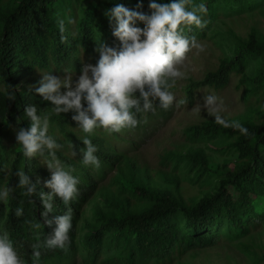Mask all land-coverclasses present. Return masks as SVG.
Masks as SVG:
<instances>
[{"label": "trees", "instance_id": "16d2710c", "mask_svg": "<svg viewBox=\"0 0 264 264\" xmlns=\"http://www.w3.org/2000/svg\"><path fill=\"white\" fill-rule=\"evenodd\" d=\"M149 2L0 0V190L6 186L13 189L6 201H0V230L9 232L24 264H74L77 258H81V264H171L188 252L264 229V34L251 27L245 37H240L231 29L223 32L214 27L224 16L262 10L264 0H191L188 5L191 10L205 4L204 19L209 22L202 30L194 25L182 26L183 34L201 40L209 32H217L222 55L203 79L188 80L183 87L184 99L192 105L195 89L205 86L222 91L237 77V87L244 86L245 99L254 97L255 101H250L244 114L230 120L244 125L247 136L214 119L186 127L184 141L193 146L168 152L160 160L163 165L171 164L173 174L156 169L152 176L129 154L135 149H122L116 144H134L133 136L155 118H166L172 107L164 110L154 102L155 114H138L136 128L118 133L97 128L89 135L72 120L73 111L57 115L51 103L35 93L41 75L77 77L83 65L94 66L98 61L96 45L105 42L110 47L119 46L112 35L114 22L110 24L104 15L106 10L117 4L135 9L140 3L138 10L149 13ZM60 20L65 22L63 33ZM9 94L15 96L14 101L8 100ZM27 105H35L42 118L48 116V135L63 145L55 151L56 157L79 180L78 195L67 205L53 197V209L48 214L51 226L41 216L44 208L40 199L41 192H51L45 187L51 178L45 164L50 159L48 150L30 159L15 139L19 128L30 126L24 112ZM85 137L98 149L95 155L100 160L99 168L83 163L79 149L84 147ZM70 143L77 151L75 157ZM207 150L224 156L222 162H215ZM21 167L36 183L33 197L22 195L23 189L17 187L15 173ZM114 170L119 176L113 174L107 183H101ZM21 206L23 215L17 218L14 213ZM69 209V242L64 249L48 248L46 240L57 227L55 217ZM37 223L40 228L33 227ZM34 244L40 246L39 261L32 256Z\"/></svg>", "mask_w": 264, "mask_h": 264}, {"label": "clouds", "instance_id": "9594fccd", "mask_svg": "<svg viewBox=\"0 0 264 264\" xmlns=\"http://www.w3.org/2000/svg\"><path fill=\"white\" fill-rule=\"evenodd\" d=\"M191 0H170L168 3L150 0L149 13L139 11L142 4L138 3L135 9H129L117 4L105 11L104 15L109 23L114 22L112 35L119 41L118 47H110L105 42L96 45L95 51L99 59L93 66L85 64L79 75L61 78L45 73L35 87V93L52 105V110L59 115L70 110L75 113L71 118L82 131L91 135L95 129L103 128L110 132H120L128 128H136L140 121L137 115L152 112L155 114L154 102L159 107L169 110L174 102L175 95L171 88L177 80L186 78L188 53L193 49L197 54L205 51L206 45L196 38L183 34L182 26H195L198 29L207 27L208 20L206 5L201 3L189 10ZM59 30L65 31V22L60 20ZM69 23H73L69 20ZM142 24L143 27L138 26ZM66 37L61 36L64 41ZM61 89H64L62 92ZM8 100L14 101L13 94ZM179 105H186L187 100L181 99ZM86 104V107H85ZM206 109L215 122L225 128H233L240 134L247 136L248 129L239 121H226L221 112L225 110L222 100L215 95L204 97L203 104L197 105L195 111ZM30 126L19 128L16 132V144L27 158L43 156L48 150L50 159L45 161L51 172V178L45 182V187L51 189L49 194L40 193L44 211L41 216L46 224L51 226L52 220L48 214L53 209V197H58L66 205L78 195V178L74 177L72 169L65 168L56 157L55 151L63 148L56 139L48 135L49 120L37 114L35 105H27L24 109ZM83 148L79 149L85 165L100 167V160L95 155L98 151L90 139L82 140ZM71 155L75 157L77 151L70 143ZM15 175L18 177L17 187L23 189L22 195L33 197L36 195L34 183L23 168H18ZM13 189L6 186L0 190V201H6ZM34 203V201H30ZM17 218L23 215V207L15 210ZM72 214L69 209L65 214L55 217L57 225L54 235L46 240L48 248L64 249L69 242L68 233L72 228ZM40 228V223L34 224ZM38 244L32 245L33 259L39 261L41 256ZM0 264H24L17 253L9 232L0 230Z\"/></svg>", "mask_w": 264, "mask_h": 264}, {"label": "rangeland", "instance_id": "374dc122", "mask_svg": "<svg viewBox=\"0 0 264 264\" xmlns=\"http://www.w3.org/2000/svg\"><path fill=\"white\" fill-rule=\"evenodd\" d=\"M92 6L93 2H87ZM216 30L225 32L231 29L236 35L245 37L251 27H256L264 34V8L251 12H242L224 16L217 24ZM216 33V34H215ZM211 31L206 38L197 40L206 45L205 51L197 54L193 49L189 52L186 61V67L182 69L186 72V78L177 80L170 91L175 95V102L172 106V112L166 118H155L149 126L133 136L127 134V137L133 136L134 144L130 145L127 141H116L119 148L135 151L129 153L137 159V162L148 168L150 174L154 176L156 169H162L167 173L173 174L171 164L163 165L160 162L162 156L168 152L179 151L193 145L184 141L183 131L192 124H198L202 121L215 118L208 114L206 109L201 108L197 113V105L203 104L204 97L215 95L222 100L225 110L220 114L226 121L235 120L247 111L248 104L254 102V97L249 101L245 99L244 86L237 87L238 78L233 79L230 84L222 91H214L209 87H200L194 90L193 104L179 105V101L185 98L183 87L188 80H201L206 72L214 69L218 64V59L222 55V48L219 46V36L217 32ZM214 36V37H212ZM76 77H73L75 81ZM132 147V148H131ZM207 152H209L207 150ZM215 162L221 163L223 157L217 152H209ZM180 178L182 174L177 171ZM118 175L114 170L107 175L101 183H107L111 175ZM96 195V200H98ZM91 204L88 205L90 208ZM88 208L86 214H89ZM248 247H247V246ZM264 229L259 228L253 231L248 237L235 241L221 240L218 244L188 252L183 258H174L171 264H264ZM81 258H77L74 264H81ZM178 260H181L180 262ZM168 264V263H167Z\"/></svg>", "mask_w": 264, "mask_h": 264}]
</instances>
